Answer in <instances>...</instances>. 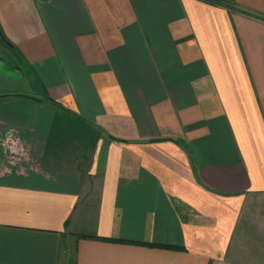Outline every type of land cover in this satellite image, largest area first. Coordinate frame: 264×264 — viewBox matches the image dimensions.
I'll list each match as a JSON object with an SVG mask.
<instances>
[{
    "label": "crops",
    "instance_id": "obj_1",
    "mask_svg": "<svg viewBox=\"0 0 264 264\" xmlns=\"http://www.w3.org/2000/svg\"><path fill=\"white\" fill-rule=\"evenodd\" d=\"M221 1L0 0V264H264V0Z\"/></svg>",
    "mask_w": 264,
    "mask_h": 264
},
{
    "label": "trees",
    "instance_id": "obj_2",
    "mask_svg": "<svg viewBox=\"0 0 264 264\" xmlns=\"http://www.w3.org/2000/svg\"><path fill=\"white\" fill-rule=\"evenodd\" d=\"M205 1H208V2H211V3H218V4L222 3L221 0H205ZM0 37L3 39L4 43H5L7 46H9V48H11V49L14 50V47L12 46V44H10V43L7 41V39L4 37V35L2 34L1 29H0ZM43 99L46 100V101H48L50 104H52L53 106L57 107L58 109H62V110H64V112H66V113H68V114H71V115H74V114H72L70 111L64 109L59 103H57V102H55V101H51V100H49L47 97H44ZM74 116L80 119L79 116H76V115H74Z\"/></svg>",
    "mask_w": 264,
    "mask_h": 264
},
{
    "label": "rangeland",
    "instance_id": "obj_3",
    "mask_svg": "<svg viewBox=\"0 0 264 264\" xmlns=\"http://www.w3.org/2000/svg\"><path fill=\"white\" fill-rule=\"evenodd\" d=\"M0 46H2V42L0 41ZM3 51H1V48H0V53L1 54H3V52H4V49H2ZM11 52V54L13 53L12 51H10ZM14 55V54H13Z\"/></svg>",
    "mask_w": 264,
    "mask_h": 264
}]
</instances>
